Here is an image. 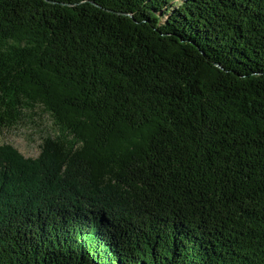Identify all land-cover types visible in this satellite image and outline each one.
I'll return each instance as SVG.
<instances>
[{
	"label": "trees",
	"instance_id": "16d2710c",
	"mask_svg": "<svg viewBox=\"0 0 264 264\" xmlns=\"http://www.w3.org/2000/svg\"><path fill=\"white\" fill-rule=\"evenodd\" d=\"M0 264H264V0H0Z\"/></svg>",
	"mask_w": 264,
	"mask_h": 264
},
{
	"label": "rangeland",
	"instance_id": "374dc122",
	"mask_svg": "<svg viewBox=\"0 0 264 264\" xmlns=\"http://www.w3.org/2000/svg\"><path fill=\"white\" fill-rule=\"evenodd\" d=\"M52 123L47 114L35 109L34 112L27 113L13 129L0 132V145L10 144L24 158L34 159L40 152L42 138L56 134Z\"/></svg>",
	"mask_w": 264,
	"mask_h": 264
}]
</instances>
